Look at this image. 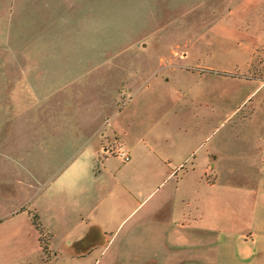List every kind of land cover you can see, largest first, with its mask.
I'll use <instances>...</instances> for the list:
<instances>
[{"label": "crops", "instance_id": "1", "mask_svg": "<svg viewBox=\"0 0 264 264\" xmlns=\"http://www.w3.org/2000/svg\"><path fill=\"white\" fill-rule=\"evenodd\" d=\"M223 1L215 2V12ZM40 2L0 0V20L24 21L31 10L46 8ZM255 6L264 8V0L228 8L216 35L240 39L228 22ZM261 23L249 45H236L229 67L187 69L191 80L170 86V99H137L150 86L131 78L124 87L129 98L119 105L123 74L110 102L55 116L54 128L65 129L40 134L36 168L15 159L11 132L0 133L6 186L23 192L0 225L11 221L6 241L15 243L20 231L13 221L26 215L36 243V251L8 264H264V98L257 104L251 98L264 91V77L240 105L228 98L223 105L217 82L241 78L257 53L264 58V11ZM122 142L129 162L103 154ZM30 212L38 215L48 253Z\"/></svg>", "mask_w": 264, "mask_h": 264}, {"label": "rangeland", "instance_id": "2", "mask_svg": "<svg viewBox=\"0 0 264 264\" xmlns=\"http://www.w3.org/2000/svg\"><path fill=\"white\" fill-rule=\"evenodd\" d=\"M217 1L205 0L204 7V0H41L46 8L31 10L24 21L0 20V133L13 134L15 159L36 168L38 143L44 141L40 134L65 129L54 128L53 118L86 114L91 105L110 102L123 74L119 105L129 98L124 89L131 78L150 86L137 99L159 101L172 98V87L178 89L191 80L189 68L229 67L236 45H249L262 33L264 8L239 11L237 22L228 23L242 37L228 41L216 35L215 25L221 15L229 20L228 8L244 0L223 1L222 9L215 12ZM263 63L259 52L253 68L241 78L217 81L222 84L223 105L226 98L229 104L240 105L255 90L264 77ZM251 98L257 104L264 91ZM154 111L153 115L160 114ZM5 157L0 155V218L23 201L21 187L6 186ZM30 216L32 221L37 216L40 244L47 249L38 215L30 212ZM13 222L20 231L15 243L6 241L5 228L11 221L0 225V264L21 260L36 245L34 237L28 236L32 228L27 216Z\"/></svg>", "mask_w": 264, "mask_h": 264}, {"label": "built area", "instance_id": "3", "mask_svg": "<svg viewBox=\"0 0 264 264\" xmlns=\"http://www.w3.org/2000/svg\"><path fill=\"white\" fill-rule=\"evenodd\" d=\"M105 154H113L119 158L122 159L123 162H129L131 160L130 152L127 148V146L123 143L118 144V146L115 148H108L105 149L103 152Z\"/></svg>", "mask_w": 264, "mask_h": 264}, {"label": "trees", "instance_id": "4", "mask_svg": "<svg viewBox=\"0 0 264 264\" xmlns=\"http://www.w3.org/2000/svg\"><path fill=\"white\" fill-rule=\"evenodd\" d=\"M33 224L35 225V227L37 228V230L40 232L39 225L37 223V216H34L33 217ZM43 251L46 253L47 252L46 248H43Z\"/></svg>", "mask_w": 264, "mask_h": 264}]
</instances>
